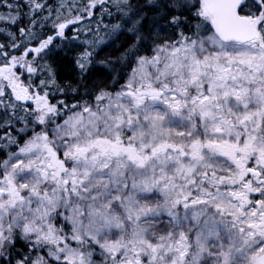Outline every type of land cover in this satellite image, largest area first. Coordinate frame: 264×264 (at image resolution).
I'll use <instances>...</instances> for the list:
<instances>
[{
	"label": "snow or ice",
	"instance_id": "obj_1",
	"mask_svg": "<svg viewBox=\"0 0 264 264\" xmlns=\"http://www.w3.org/2000/svg\"><path fill=\"white\" fill-rule=\"evenodd\" d=\"M0 264H264V0H0Z\"/></svg>",
	"mask_w": 264,
	"mask_h": 264
}]
</instances>
